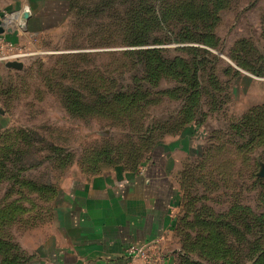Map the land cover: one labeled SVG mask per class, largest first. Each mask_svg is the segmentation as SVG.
I'll return each instance as SVG.
<instances>
[{"label": "rangeland", "instance_id": "rangeland-1", "mask_svg": "<svg viewBox=\"0 0 264 264\" xmlns=\"http://www.w3.org/2000/svg\"><path fill=\"white\" fill-rule=\"evenodd\" d=\"M75 3L65 39L18 44L24 67L0 82V264L37 258L68 182L139 168L165 139L182 152L174 264H264V121L221 112L238 76L264 78V0H224L203 35L198 0Z\"/></svg>", "mask_w": 264, "mask_h": 264}, {"label": "crops", "instance_id": "crops-1", "mask_svg": "<svg viewBox=\"0 0 264 264\" xmlns=\"http://www.w3.org/2000/svg\"><path fill=\"white\" fill-rule=\"evenodd\" d=\"M74 1L0 0V17L11 15L3 22L13 28L5 37L24 46H34L33 38L46 40L48 47L59 45L66 26L78 14ZM9 68L0 65V82ZM247 75L257 79L238 76L231 94L235 100L221 109L230 119L264 108V78ZM252 81L260 87L251 89ZM5 125L0 116V130ZM176 142L157 140L151 158L139 168H109L68 182L58 207L64 214L61 224L50 241L40 244L39 255L29 264H138L125 256L130 242H158L165 264H174L177 243L173 237L181 208L175 174L182 155Z\"/></svg>", "mask_w": 264, "mask_h": 264}, {"label": "trees", "instance_id": "trees-1", "mask_svg": "<svg viewBox=\"0 0 264 264\" xmlns=\"http://www.w3.org/2000/svg\"><path fill=\"white\" fill-rule=\"evenodd\" d=\"M131 1V4L129 3ZM136 1V0H135ZM185 1V0H184ZM187 1H191L192 2V0H187ZM197 0H193V2H196ZM223 1L224 0H198V2L200 3V5H201V10H203V11H206L205 13L203 12V13H201L200 14V20H199V26H200V29L198 30V31H200V33L203 35V34H205V33H207V32H209V31H207V28L209 27V28H211L213 25H215L214 23L216 22V17H215V15H213L217 10H219L220 8V6H221V3H223ZM104 2H106V6H107V8L108 9H110L109 7H113V6H116L117 4H121V6H122V10L123 9H127V8H134V10H136V6H134V5H132V0H104ZM74 3H75V1H74ZM202 3H205L203 6H202ZM75 4H77V3H75ZM155 8L157 9L158 8V4H156V6H155ZM213 8V9H212ZM150 9H151V13H152V17L154 16V11H155V9H153V8H151L150 7ZM154 10V11H153ZM208 10H211L212 12H213V14H209V13H211V12H209ZM156 15V14H155ZM127 15H122V22H121V20H118V21H120L119 23L121 24V23H127V17H126ZM188 16V15H187ZM126 17V18H125ZM210 17V18H209ZM190 20H188V22H186L185 20H183L182 22H181V24H182V28H183V30H187V28H188V25L190 24V22H189ZM201 26L202 27H204V29H201ZM140 31V30H139ZM147 31H150V32H152L153 31V28H150V30H147ZM187 31H189V30H187ZM138 37H139V33H138ZM135 39H137V40H139L141 37H139V38H137V37H134ZM172 59V58H171ZM176 59H180V61H182V58H179V57H177V58H173L172 59V61H174V63H177L175 60ZM213 79V82H214V89H219V87H217V85H216V79L214 80V78H212ZM204 92H207V93H209V91H206V90H202V86H200V89H199V96H200V98L202 97V95H203V93ZM214 92V91H213ZM190 96V95H189ZM188 96V98H187V100H186V102L185 103H187V105H189L188 106V109L185 107V110H184V112L185 113H189L190 111V105L192 104V102L194 101V98L195 97H189ZM213 96H214V105H217V103L219 102L218 101V99H217V97L215 96V94L213 93ZM202 113V112H201ZM261 115V116H260ZM256 116H260L261 118H258L257 120L259 121V120H263L264 121V108H260V109H256V108H254L253 109V111L251 112V113H246V114H244V116L241 118V120H242V122H243V124H245L246 126H247V128L248 129H253V128H258L257 127V125H255V122H256ZM231 133H233V131L231 132ZM136 169V168H135ZM216 220V219H215ZM211 221H213V219H211ZM229 224V223H228ZM228 224H226V225H228ZM222 240V239H221ZM260 252H262V257H264V249L263 250H261ZM261 257V258H262ZM253 258H255L254 256H252L251 257V259H253ZM252 264H254V262L252 263Z\"/></svg>", "mask_w": 264, "mask_h": 264}, {"label": "built area", "instance_id": "built-area-1", "mask_svg": "<svg viewBox=\"0 0 264 264\" xmlns=\"http://www.w3.org/2000/svg\"><path fill=\"white\" fill-rule=\"evenodd\" d=\"M10 16L6 13L2 19L8 21ZM6 26H9L8 23ZM4 33H0V64H6V62L11 60H21L22 57L29 54L18 44L8 40ZM125 256L130 261L137 262L138 264L166 263L158 242H130L125 248Z\"/></svg>", "mask_w": 264, "mask_h": 264}, {"label": "water", "instance_id": "water-1", "mask_svg": "<svg viewBox=\"0 0 264 264\" xmlns=\"http://www.w3.org/2000/svg\"><path fill=\"white\" fill-rule=\"evenodd\" d=\"M6 31L11 32L13 31V28L6 26V24L3 22V19L0 17V33H4ZM6 66L15 69H22L24 67V61L11 60L6 62ZM258 175L264 177V162L260 163V170L258 172Z\"/></svg>", "mask_w": 264, "mask_h": 264}]
</instances>
